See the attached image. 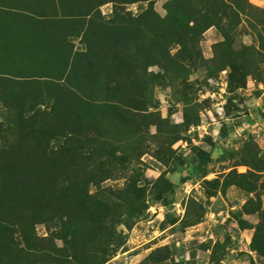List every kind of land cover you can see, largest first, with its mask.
Wrapping results in <instances>:
<instances>
[{
  "label": "trees",
  "instance_id": "trees-1",
  "mask_svg": "<svg viewBox=\"0 0 264 264\" xmlns=\"http://www.w3.org/2000/svg\"><path fill=\"white\" fill-rule=\"evenodd\" d=\"M136 1L149 4L137 14L122 7ZM219 5L166 0L161 15L152 0H0V100L9 111L0 121V264L106 260L129 217L116 221L117 234L86 186L107 174L101 157L113 143L99 130L124 111L119 83L167 64L174 45L176 55H198ZM249 213L258 217L249 244L264 264V208ZM39 224L45 234L35 233Z\"/></svg>",
  "mask_w": 264,
  "mask_h": 264
},
{
  "label": "rangeland",
  "instance_id": "rangeland-1",
  "mask_svg": "<svg viewBox=\"0 0 264 264\" xmlns=\"http://www.w3.org/2000/svg\"><path fill=\"white\" fill-rule=\"evenodd\" d=\"M165 1L152 0L161 15ZM219 2L198 55L174 45L167 64L119 83L124 111L99 130L113 143L101 157L107 174L86 186L117 234L129 217L102 264H263L249 212L264 208V0ZM148 4L122 7L137 14ZM8 117L0 100V121Z\"/></svg>",
  "mask_w": 264,
  "mask_h": 264
}]
</instances>
